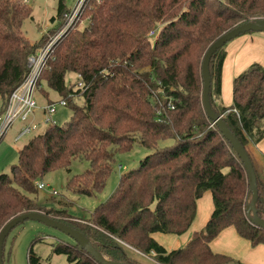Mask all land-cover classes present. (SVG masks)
I'll use <instances>...</instances> for the list:
<instances>
[{
    "label": "trees",
    "instance_id": "1",
    "mask_svg": "<svg viewBox=\"0 0 264 264\" xmlns=\"http://www.w3.org/2000/svg\"><path fill=\"white\" fill-rule=\"evenodd\" d=\"M65 1L58 0L51 18L57 26L31 43L22 31L32 13L28 1L0 0V115L28 74L29 55L63 24L69 11ZM89 2L82 13L87 23L61 37L39 80L66 100L71 116L33 135L19 149L11 173L0 174V229L23 211L40 210L81 230L113 261L144 264L129 253L130 247L147 255L155 252L160 264H245L210 247L228 226L252 245L264 244V229L246 213L251 193L243 162L204 108L201 62L208 45L224 31L264 18V0ZM228 43L211 59L210 101L247 148L264 138V66L253 62L237 75L232 106L220 105L216 100ZM69 73L79 75L85 88L66 83ZM167 140L171 142L161 144ZM137 141L151 152L121 175L116 189L88 219L37 199V182L74 160H85L89 167L69 177L68 190L86 195L102 191L115 154L131 150ZM257 182L256 205L264 218V182L258 173ZM207 190L215 206L207 224L187 245L168 251L152 234L187 231L195 201ZM53 252L65 254L69 264H101L76 241L57 242ZM28 260L42 264L32 248Z\"/></svg>",
    "mask_w": 264,
    "mask_h": 264
},
{
    "label": "rangeland",
    "instance_id": "2",
    "mask_svg": "<svg viewBox=\"0 0 264 264\" xmlns=\"http://www.w3.org/2000/svg\"><path fill=\"white\" fill-rule=\"evenodd\" d=\"M77 1L78 0H66L65 2L67 8L69 10L72 9ZM89 1L91 4L93 0ZM29 5L32 8L31 17L26 18L23 21L22 31L31 41L36 42L52 27L57 26V22L53 25L50 18L55 16L57 13L58 0H29ZM86 23L87 20L81 16L75 25L82 27ZM63 24L56 32H49V38L57 34ZM243 35H247L246 40H249L252 37H264V32H248L240 36ZM240 36L238 37L240 38ZM229 43L225 46L226 51ZM252 57L253 59H256L257 57L262 59L264 58L263 42L252 45V47L243 51V59L245 61H248ZM253 62L259 61L254 60ZM78 82L79 77L77 74H67L66 83L69 84ZM35 99L40 106V104L44 105L49 101L59 102L63 98L57 91L50 88L46 81H42L41 89L39 88V90L35 92ZM76 101L81 103L83 99L77 98ZM216 101L219 103V99ZM1 103L2 100L0 97V106ZM35 111V118H37L38 121H41L32 133L17 140L16 133L22 126L28 124L29 120L24 122L21 119H16L12 127L0 141V174L11 173V166L18 162L19 148H21L22 145L25 144L33 135L44 131L48 126V123H44L42 121L43 111H41L40 108L35 109ZM71 113L72 109L68 105L58 103L56 105V112L53 114V118L58 123L62 124L70 118ZM170 142V140H167L161 142V144L164 145ZM150 152L151 150L142 145L139 141L134 144L131 150L117 152L115 154L112 172L104 189L92 195L79 194L68 190L67 180L69 177L74 174H79L89 167V162L85 160H74L69 168L49 172L45 174L41 180H39L47 184L48 187L38 189L37 199L46 204L48 207L56 206L58 208H67L70 215L76 217L77 219H88L95 207L105 201L113 193L118 186L121 175L124 172L139 166L141 160L144 159ZM51 189H55L57 194H53ZM249 201L250 198L248 199V203ZM57 242L73 243L74 240L61 230L49 226L44 222L28 219L16 225L8 233L5 240L4 257L7 264H29L28 253L32 248L33 252L41 256L42 264H69L65 254H57L53 252V245ZM128 249L129 251H133L130 247ZM132 256L141 263L154 264L151 260L149 261L147 257L138 253H135Z\"/></svg>",
    "mask_w": 264,
    "mask_h": 264
},
{
    "label": "crops",
    "instance_id": "3",
    "mask_svg": "<svg viewBox=\"0 0 264 264\" xmlns=\"http://www.w3.org/2000/svg\"><path fill=\"white\" fill-rule=\"evenodd\" d=\"M27 1L29 3V0ZM51 22L55 25L57 21L53 22L51 20ZM246 38L247 35L240 36V38L237 37L232 40L227 47L222 70L221 96L219 98V104L222 106L230 107L233 104V79L237 75L245 70L254 60L259 61L264 66V58L257 57L256 59H253L252 57L248 61L243 59V51L259 42L264 43V37H252L249 40H246ZM31 43H34V41H31ZM44 105L40 104V106ZM248 151L260 179L264 182V138L254 144H249ZM214 208L212 191L207 190L195 201V218L187 231L182 234L155 232L152 235L155 240L163 245L168 251L182 248L187 245L196 231L201 230L207 224ZM210 247L212 251L216 253L228 255L245 264H264V244L252 245L249 239L238 233L235 226H228L222 230L220 234L210 242ZM129 253L131 255H134L135 253L143 255L135 249L129 251ZM143 256L147 257L149 261L151 260L154 264H160L156 262L151 255Z\"/></svg>",
    "mask_w": 264,
    "mask_h": 264
},
{
    "label": "water",
    "instance_id": "4",
    "mask_svg": "<svg viewBox=\"0 0 264 264\" xmlns=\"http://www.w3.org/2000/svg\"><path fill=\"white\" fill-rule=\"evenodd\" d=\"M248 32H264V18H258L256 20H249L237 24L232 28L224 31L214 41H212L204 52L201 62V75L203 81L202 100L208 117L218 126L220 131L224 134L226 139L231 143L232 147L237 152L241 161L243 162L246 174L248 177L249 188H250V201L246 206V213L250 221L256 226L264 229V218L258 213L257 201L259 197V189L257 182V173L253 163V160L247 150V148L241 143L238 137L230 130L228 125L223 119L221 114L214 111L211 101L210 93L212 87V76L210 71V63L214 53L223 47L226 43L235 39L236 37L246 34ZM38 220L45 224L61 230L66 235L70 236L74 241L80 244L81 247L85 248L97 262L101 264H128L119 261H113L105 258L92 244L89 237H87L81 230L74 228L73 226L59 220L58 218L52 217L51 215L40 211L30 210L23 211L11 219H9L0 229V264L4 263V242L8 233L19 223L25 220Z\"/></svg>",
    "mask_w": 264,
    "mask_h": 264
},
{
    "label": "built area",
    "instance_id": "5",
    "mask_svg": "<svg viewBox=\"0 0 264 264\" xmlns=\"http://www.w3.org/2000/svg\"><path fill=\"white\" fill-rule=\"evenodd\" d=\"M27 1V0H26ZM88 0H78L75 6L64 14V24L61 29L51 36L47 43L33 51L28 57L29 71L24 80L12 91L9 96L8 104L5 111L0 115V141L6 135L8 130L12 127L16 119L22 121H28V124L22 126L16 134V139L19 140L32 133L40 122L35 118V109L40 108L43 111L44 123H56L53 118V114L56 112V105L58 103L67 105L65 99L59 102H48L44 106H39L35 99V92L41 89V83H39L41 73L48 64V58L54 49L56 43L65 35L69 29L75 27V23L81 18L85 4ZM83 21V20H82ZM154 31L151 32L153 34ZM79 77V75H78ZM80 78V77H79ZM77 87L84 89V83L81 79L77 83ZM169 107H174L171 101L168 102ZM213 125V124H212ZM38 189L47 188V184L43 181L37 182ZM53 194H57L55 189H51ZM141 253V252H140ZM143 254V253H142ZM155 254L152 251L151 255ZM147 255V254H143Z\"/></svg>",
    "mask_w": 264,
    "mask_h": 264
}]
</instances>
